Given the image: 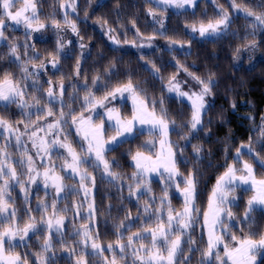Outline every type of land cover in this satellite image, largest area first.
I'll use <instances>...</instances> for the list:
<instances>
[{"label": "snow or ice", "instance_id": "obj_1", "mask_svg": "<svg viewBox=\"0 0 264 264\" xmlns=\"http://www.w3.org/2000/svg\"><path fill=\"white\" fill-rule=\"evenodd\" d=\"M147 2L157 5L156 9H147V15L159 25L157 31L164 28L169 8L197 7V0ZM59 7L63 10L62 19H57L54 14L42 19L37 0H0V42L7 49L5 54H0V59L7 55L12 63L19 62L21 73L19 80L7 70L0 76V105L5 109L15 105L23 117L10 120L0 115V140L3 141L0 143V264H57V244L67 257V264H89V257L101 258L102 264H121L122 261H128V264H192L193 253L200 255L197 264H264V230H252L253 226L259 227L254 214L264 213V174L258 177L254 163L244 159L247 155L264 169V156L261 155L264 152V117H261V124L255 129L257 139L253 141L250 136L247 143H241L235 149L233 162L223 165L225 170L216 177L207 197L206 208L202 210L198 201L203 172L197 165L206 158L205 149L192 145L191 140L198 139L201 132L206 136L211 132L210 98L214 97V89L219 86L215 73L203 78L189 71L173 56L178 71L164 83L160 68L154 62L147 61L150 67L146 70L164 83V92L189 103L190 116L184 124H177L165 107L164 98L150 97L144 88L133 82L131 74H126L125 81L111 85L113 76L117 74L114 62L102 74L97 72L89 84L87 76L82 74L81 63L88 45L84 43L76 19L72 18V14H76L78 19L77 0H60ZM216 7L217 15L214 18L185 25L190 34L211 42L230 32L235 37L238 33L232 31L234 16H243L247 21L245 35L241 37L245 43L236 49V53L242 49L257 50V33H264V11H257L237 0H228L232 12L220 4ZM260 7L264 8V0H260ZM131 23L136 35L146 41L141 44L133 41V46L152 47L151 41L155 35L145 37L136 28L135 20ZM10 25L22 26L25 36L22 42L12 35H6ZM107 25L108 21L105 20L100 27L114 44L119 45L121 42L116 39V29ZM49 28L56 35V51L49 53V58H42L32 37ZM68 30L77 37L80 49L72 73L76 82L66 88L63 77L55 83L47 78L45 87L40 82L41 74L49 68L59 71L62 67L60 55L72 56L70 51H66L72 41L65 42L61 36V32ZM169 45L170 51H175L176 47L186 48L185 42L171 38ZM190 46L191 41H188L187 48L190 49ZM21 48L27 60H22ZM29 50L31 56L28 55ZM185 54L191 55L190 50ZM37 60L39 63H36ZM179 72L190 77L199 90H184L187 81L177 79ZM78 84L85 93L82 97L79 96ZM29 87L32 92L26 91ZM68 88L72 89L69 94L72 103L80 99L79 109H74L65 99ZM92 88L102 91L103 96L97 97ZM36 93H40L43 99ZM116 101L131 102L130 116L122 115L117 107L107 106ZM54 106L56 111L53 110ZM230 107L235 110L234 101L230 102ZM218 118L220 123H224L222 117ZM248 119L254 117L250 115ZM182 128L187 131H181ZM145 132L148 139L126 153L134 170L125 184L122 182L123 176L114 170L119 167V161L114 158L110 160L107 154L125 143H131L128 137H138ZM172 132L187 142L185 147L191 146V160L184 155V148L171 139ZM73 135L78 138L79 151L70 139ZM254 143L260 146L261 152L256 151ZM9 147L15 148L16 153L9 152ZM222 151L227 160V144ZM178 154L179 163L189 168L187 173L180 170ZM57 159L61 161L59 164L56 163ZM94 172L99 173L101 182L107 180L114 184L118 193L126 189L128 195L119 196L118 199L121 202H134L136 207L135 216L131 209H121L123 218L114 224L116 239L106 245L99 242L95 205L97 177ZM153 174L162 182V194L159 196L153 192ZM66 179L74 183H66ZM34 187L37 189L35 192ZM16 189L22 194V216L18 215L19 209L12 195ZM238 189L252 193L245 202L241 216L233 212L234 207H239ZM39 190L44 191V198L39 197ZM170 191L181 199V208L173 207ZM72 196L78 197V200L70 205L65 203ZM33 200L36 201L35 209L31 207ZM58 204H64V207L58 208ZM114 207L107 205L109 212ZM82 209L86 211L82 212ZM33 211L39 216L33 215ZM69 212L73 213L72 217L67 216ZM77 217H82L78 227ZM66 224H71L74 229L71 233L73 243L67 242ZM198 226L206 229L207 233L202 248L197 246L194 237ZM133 228L136 230L132 231ZM245 229L248 231L245 232ZM237 232L240 234L237 235ZM40 237L43 238L40 250L27 251L31 246L30 240ZM21 245L25 249L23 252L17 251ZM105 252L111 255L106 256ZM30 256L35 260H30Z\"/></svg>", "mask_w": 264, "mask_h": 264}, {"label": "trees", "instance_id": "obj_2", "mask_svg": "<svg viewBox=\"0 0 264 264\" xmlns=\"http://www.w3.org/2000/svg\"><path fill=\"white\" fill-rule=\"evenodd\" d=\"M238 3L243 2L257 11H264V8L260 7V0H237ZM60 0H37V6L39 14L42 19L50 17L53 14L57 19H62L63 10L59 7ZM223 5L228 7V0H214V3L210 0H200L197 2V7L193 10H187L180 13H170L167 20L164 23L163 35L166 38L175 39L182 42L191 41L190 52L191 55H186L185 51H168L161 49L153 51L151 53L138 55L133 52L120 50L110 44V41L105 34V30L100 27L105 20L108 21L109 27L116 29V39L121 43L126 40L133 39L135 37V29L132 27L131 21L135 20L136 28L139 29L145 37L150 35H158L159 32L156 27V23L151 20V17L147 15V9L153 7L147 0H78L77 13L72 14V18L76 19L77 25L80 29V34L84 37V43L88 45V50L85 52V59L82 63V74L88 78V83H91L92 77L99 73H103L104 69L114 62L117 69V74L113 76L110 84L115 85L127 79L126 74L133 76V82L147 91L150 97L159 99L161 96L164 98L165 107L168 109L170 115L174 117L177 124H184L190 116V106L185 101L173 97L164 92V83L167 82V78L177 73V67L173 56L176 60H179L181 64H184L189 68V71L206 78L209 73H215V79L218 80L219 86L214 89V97L212 102L211 111L209 112V118L212 120L211 132L209 135H205L204 132L199 133L198 139H192V145H199L205 149L206 158L197 167L203 172V178L200 188L199 206L201 209L206 208L207 197L210 194L212 186L215 184L216 177L222 173L225 169L223 165L225 163H232V157L235 155V149L240 146L241 143H247L251 136L253 141L257 139L256 127L261 124V117H264V33L258 32L256 39L259 42V47L255 51L241 50L236 53V49L241 47L245 41L241 38L245 35V26L247 21L243 16H234V24L232 25V31L237 32L238 35L233 37L232 33H228L223 38L211 42L205 39L192 38L186 32L185 25L200 20L207 21L214 18L217 15L216 5ZM119 13V15H117ZM118 25H123L119 27ZM17 41H23L25 39L23 32L14 31L13 34ZM61 36L66 41V37L72 41L66 48V51L72 53L71 58L60 55V65L62 66L59 71L51 69L46 73H42L40 82L47 87L45 80L51 78L55 83L61 77L64 78L66 88L69 84L75 83L76 78L72 76L73 66L76 62V57L80 55V49L78 47L77 37L70 31L62 32ZM68 40V41H69ZM35 42L36 50L40 53L42 58H49V53H55L56 51V35L53 31L51 37L44 41L33 40ZM7 49L0 45V54H5ZM32 53L29 50V54ZM22 60L25 59L24 49H20ZM144 59L141 60L140 57ZM147 61L154 62L157 67L160 68L161 75L165 78L164 83L155 79L150 71L146 70L150 67ZM18 63H12L11 58L4 55L3 59H0V76L3 75L5 70L11 71L16 79H21L20 69ZM39 63V60L36 61ZM30 70H31V66ZM105 82H108L107 80ZM83 81H81V84ZM80 87V84L77 85ZM231 89V90H229ZM97 97H102L103 92L97 91L95 88L91 89ZM27 92H32L29 87ZM72 92L71 88H68L65 99L72 105L74 109H79L81 101L77 99L75 103L69 99V94ZM84 90L80 87L79 96L84 95ZM38 97H41L40 93H36ZM41 99H43L41 97ZM234 101L236 104L235 110L230 107V102ZM126 109L131 113L130 106L125 105ZM159 108V105L157 106ZM53 110L56 111L55 106ZM7 111L6 118L10 120H19L23 117L15 112V105L5 109L0 106V113ZM15 113L17 115H15ZM254 119H248L249 116ZM222 117L224 123L219 122V118ZM51 119V118H49ZM207 123V119L205 120ZM186 132V129H181ZM147 133L143 135L134 136L130 139L131 143L123 144V147H119L116 151L108 153V158L116 159L119 161V167L114 170L119 172L123 176V183H127L128 177L134 170L130 158L126 155L128 149H135L142 144ZM73 137V136H72ZM225 137H228L225 139ZM171 139L184 148V155L188 159L193 158L191 146L185 147L187 143L176 133H171ZM76 147L78 144L76 141H72ZM0 143H3L0 140ZM228 145V159H225V155L222 151L225 145ZM256 151L261 152L260 146L254 143ZM9 152L16 153V149L9 147ZM210 152V155L208 153ZM264 156V152H261ZM244 159H248L249 162L254 163L257 176L264 174V169H261L259 164H256L249 156L245 155ZM180 170L187 173L189 168L184 164L179 163L180 157H177ZM211 165V166H209ZM190 167V166H189ZM237 167H240L237 164ZM19 171V169H18ZM96 180V193H95V205L97 209L96 219L99 225V242L106 245L109 242H114L116 239L114 224L118 223L123 218L124 213L121 212L123 207L131 209L132 215H136V207L134 202L130 203L128 200L121 202L118 199L119 196L126 197L128 195L126 189L122 193L117 192V188L114 184H110L105 180L101 182L99 173L95 172ZM66 183H74L66 179ZM153 192L156 196L161 195L160 181H152ZM37 191V189H33ZM251 192H246L243 189H238L236 195L240 197L238 203L239 207H234L233 212L237 216H241L244 211L245 202L251 195ZM16 200V207L19 209L18 215H24V203L22 194L18 189L12 193ZM40 198H44L45 193L43 190L38 191ZM172 196V205L174 208H181L182 201L176 194L170 192ZM147 199V197H145ZM78 200V197L72 196L65 203L71 204L72 201ZM112 204L115 207L109 212L107 205ZM31 207L35 209L36 201H32ZM64 207V204H58V208ZM85 212V209L81 210ZM33 215L39 216V213L33 211ZM67 216L72 217L73 213H67ZM257 221V226H253V231L264 230V213L257 212L254 214ZM82 221V217L76 218V226L78 227ZM133 228L132 231H135ZM235 231V229H233ZM74 231L71 224H66L65 232L67 234V242L73 243L71 233ZM248 229H245L247 232ZM240 233L237 232V235ZM194 237L197 241V246L204 247L207 239L206 229L198 226L194 232ZM203 237V239H202ZM42 237L39 239L33 238L30 240V248L27 251L36 252L40 250V244L42 243ZM78 239V238H77ZM25 249L23 245L17 248V251L23 252ZM79 250V249H78ZM57 264H67V257L62 252L59 244L56 246ZM104 255L110 256L111 253L105 252ZM30 260H35V257L30 256ZM200 259L199 253L192 254V264H197ZM89 264H102V260L99 257H89Z\"/></svg>", "mask_w": 264, "mask_h": 264}, {"label": "rangeland", "instance_id": "obj_3", "mask_svg": "<svg viewBox=\"0 0 264 264\" xmlns=\"http://www.w3.org/2000/svg\"><path fill=\"white\" fill-rule=\"evenodd\" d=\"M198 1H200V0H197V2ZM210 1L214 3V0H210ZM77 4H78V0H77ZM152 5H153L154 9L157 8V5H155V4H152ZM187 10H193V9H191V8H188V9H174V8H169L168 11H167V13H166V16L168 18V15L170 13H180V12L187 11ZM38 11H39V9H38ZM232 11L233 10L230 8V12H232ZM69 12H70V9H69ZM158 14H159V12H158ZM151 20L153 22H155L152 19V17H151ZM156 27H158L157 24H156ZM14 31L23 32L24 33L22 26H12V25H10L9 28H8V30H7V32H6V35H12V36H14V35H16V33L13 34ZM158 32H159V34L158 35H155V39L151 41L152 47H143V48H140V47L133 46V44H132L133 41H135L136 44L146 43V41L141 40L140 37H138L136 34H135V37L133 39L126 40V41H128V43L123 42V43H120L119 45L114 44L109 38L108 39H109L110 44L112 46H114V47H116V48H118L120 50L133 52V53L138 54V55H143V54L151 53L153 51H158V50H161V49H165V50L170 51L169 39L166 38L163 34H161V32L164 33L163 29H160V31H158ZM186 32L188 33V35L190 37H192V38H198V39H201L202 40V38H199L198 36H195L193 34H190V32L187 29H186ZM52 34H53V30L49 28V29L43 30L42 33L33 34L32 39L33 40L44 41L47 38L51 37ZM68 40H69V38L66 37V41H68ZM2 44L3 43L0 42V45H2ZM185 44H186V48L185 49H180V48H178L176 46H173V47H176V50L175 51H185V52H187L190 49L187 48V42H185ZM28 55L31 56L32 53H30V54L28 53ZM25 59H28V57L25 56ZM177 79L178 80H181V81H187V83L184 85V90H193V91H198L199 90L198 85H196V83L190 77H188L184 72H179L178 75H177ZM167 94L170 95V96L176 97L175 95H172V94H169V93H167ZM183 101H185L186 103H188L186 100H183ZM212 102H213V99L210 98V103L212 104ZM126 104H128L130 106V109H131V102L130 101H116V102H113L112 104H108L107 106L108 107H113V106L114 107H117V108L120 109V112H121L122 115H124V116H130L131 113L126 109V107H125ZM0 106H2V105H0ZM65 111H67V109H65ZM98 111H102V110L101 109H98ZM15 112L18 113V114L20 113V109H18L16 106H15ZM16 113H15V115H17ZM0 115L6 117L7 111L1 112ZM106 127H107V124H106ZM108 134H111V133H108ZM132 137H134V136H132ZM132 137H128L127 139H130ZM70 139L72 141L75 140L76 143L78 144V142H77L78 141V138L76 136L73 135V137H70ZM146 139H148V136L146 137ZM77 150L79 151V144L77 146ZM60 162L61 161L59 159L56 160V163L57 164H59ZM89 170L92 171V169H89ZM93 174L95 175V172ZM154 180L160 181L159 178L155 174H153V177H152V181H154ZM160 184H162L161 181H160ZM121 264H128V261H122Z\"/></svg>", "mask_w": 264, "mask_h": 264}]
</instances>
